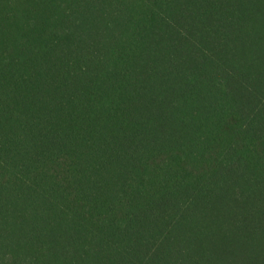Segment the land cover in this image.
<instances>
[{
    "label": "trees",
    "instance_id": "1",
    "mask_svg": "<svg viewBox=\"0 0 264 264\" xmlns=\"http://www.w3.org/2000/svg\"><path fill=\"white\" fill-rule=\"evenodd\" d=\"M0 264H264V0H0Z\"/></svg>",
    "mask_w": 264,
    "mask_h": 264
}]
</instances>
